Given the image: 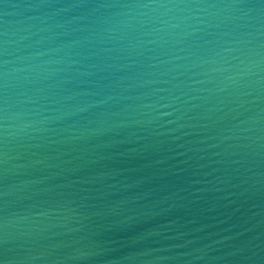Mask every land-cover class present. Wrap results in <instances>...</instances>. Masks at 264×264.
<instances>
[{"label":"water","instance_id":"water-1","mask_svg":"<svg viewBox=\"0 0 264 264\" xmlns=\"http://www.w3.org/2000/svg\"><path fill=\"white\" fill-rule=\"evenodd\" d=\"M0 264H264V0H0Z\"/></svg>","mask_w":264,"mask_h":264}]
</instances>
